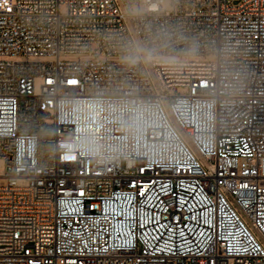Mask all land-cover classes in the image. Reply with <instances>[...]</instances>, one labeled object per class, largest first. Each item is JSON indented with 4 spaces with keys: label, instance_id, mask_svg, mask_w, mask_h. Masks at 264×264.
Segmentation results:
<instances>
[{
    "label": "built area",
    "instance_id": "2783aa9c",
    "mask_svg": "<svg viewBox=\"0 0 264 264\" xmlns=\"http://www.w3.org/2000/svg\"><path fill=\"white\" fill-rule=\"evenodd\" d=\"M0 264H264V0H0Z\"/></svg>",
    "mask_w": 264,
    "mask_h": 264
},
{
    "label": "rangeland",
    "instance_id": "374dc122",
    "mask_svg": "<svg viewBox=\"0 0 264 264\" xmlns=\"http://www.w3.org/2000/svg\"><path fill=\"white\" fill-rule=\"evenodd\" d=\"M239 0H235V2H238ZM67 11V7L65 5H62L61 6V12L62 13H65ZM130 11L132 13H136L138 11V6L135 4L131 7ZM17 59H20V60H25L26 57H15ZM57 57L55 55H52V56H33V57H30L31 60H38V61H42V62H47V61H51V60H55ZM79 58H81L82 60H85V61H91V60H99V59H105V56H101V55H98L96 52H95V46L92 47V50H91V53L90 54H80V53H61L60 55V59L61 60H65V61H74V60H78ZM185 58V57H183ZM110 59H114V58H110ZM162 59H182V58H176V57H164ZM178 92H183L185 91L186 89L185 88H178L177 89Z\"/></svg>",
    "mask_w": 264,
    "mask_h": 264
}]
</instances>
